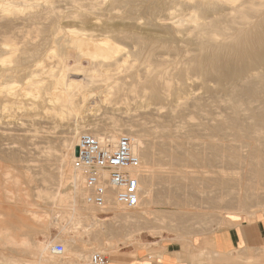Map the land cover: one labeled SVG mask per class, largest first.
<instances>
[{
	"label": "bare ground",
	"instance_id": "1",
	"mask_svg": "<svg viewBox=\"0 0 264 264\" xmlns=\"http://www.w3.org/2000/svg\"><path fill=\"white\" fill-rule=\"evenodd\" d=\"M71 53L76 57L73 68L67 64ZM50 59H57L58 71L48 69ZM85 61L90 63L89 69H84ZM77 76L82 79H73ZM95 84H103L98 89L110 103L118 104L121 96L130 97L131 101L140 98V108L145 110L142 112L158 121L152 132L145 133L160 136L164 142L158 143L159 151L154 144L146 146L133 124L122 123L115 116H112L110 127L76 121L69 127L63 151L56 158L57 175L50 174L56 188L53 192L47 189L39 194V199L52 200L58 211L26 210L38 223L41 233L55 227L60 230V236L66 237V230L70 227L87 234L98 231L102 226V221L96 220L94 207L85 202L84 171L76 166L75 150L84 133L101 139H118L121 136L131 139L146 172L141 184L143 192L148 187L146 203L149 205L162 200V197L154 195L156 181L163 180L156 169H160V165L155 151L182 154L196 162L192 151L178 142L183 132L185 136H182L188 139L195 131L206 132L205 141L200 144L194 142L193 146L202 148L207 165L211 161L209 150L215 152L219 162L226 157L227 150L235 151L237 140L232 138L231 149L226 144L227 129L233 133L253 129L254 137H264V0H0V109L2 101L10 104L31 102L33 106H44L48 114L63 120L78 118L87 106L86 93ZM78 94L81 95L79 102L76 100ZM203 94L211 99L210 104ZM215 104L224 105L230 113H219L218 117L212 118L211 107L216 108ZM5 109L6 106L3 107ZM164 109L167 111L162 115ZM0 117V143L16 134V137H37L32 134L37 130L31 129V132L29 128L37 127L38 120L30 118L31 121H27L23 117V121L18 122L13 117L5 119L4 112ZM181 117L187 123L197 119L201 122L187 128L179 125L175 131L164 125V120L180 121ZM213 121L215 123H211ZM247 122L253 128L241 126ZM45 134L44 141L50 145L55 138L54 133ZM244 148L247 155L239 161L241 171L235 173L237 184L233 192H228L225 187V169L221 167L218 170L216 181L221 188L215 192L218 194L220 191L215 198L213 213H202L204 219L198 222L205 226L204 230L213 223H231L232 219L227 216L219 217L222 210L250 218L257 215L248 212L247 205L248 201L257 204L258 199L264 198V194L258 191L260 185L264 186V159H260L256 155L258 151L250 146L243 144L239 150L244 153ZM180 162L188 164L185 160ZM177 173L181 181L188 180L181 171ZM5 176L9 178L3 185L5 199L25 201L28 194H21L24 188L20 189L18 178L10 177L9 173ZM25 178L32 183V177L26 175ZM194 182L200 187L195 190L202 189L201 180ZM203 184L205 189L209 188L208 180ZM12 187L16 189V195L12 193ZM228 196H234V200L227 202ZM145 213L146 216L155 214L150 209ZM66 215L70 217V225L61 227L59 217ZM121 217L128 219L124 214ZM82 234L78 235V240L70 238L64 243L68 255L65 258V252L62 256L52 254L54 246L51 243H37L29 236L18 238L8 229L0 231V242L13 249L14 254L35 249L37 258L32 262L24 261V264H80L82 251L78 243ZM18 263V257L14 256L11 264Z\"/></svg>",
	"mask_w": 264,
	"mask_h": 264
},
{
	"label": "rangeland",
	"instance_id": "2",
	"mask_svg": "<svg viewBox=\"0 0 264 264\" xmlns=\"http://www.w3.org/2000/svg\"><path fill=\"white\" fill-rule=\"evenodd\" d=\"M174 59L176 58H171V60H174ZM67 64L70 68H73L76 65V57L73 53L70 54L67 60ZM88 65H90V63L88 61H85L84 69H89L90 66ZM47 66H48V69L53 68L54 71H58L57 59L48 60ZM75 78L77 80L82 79L81 76L73 77V79ZM100 85H103V84H95V86L91 87L88 90V92L86 93V97L88 98V101L86 103L87 106L84 109V113L78 116V118H70V119L63 120L61 118L54 116L53 114H48L46 110L43 109L44 106H33L31 102L22 103V104H13V103L10 104L8 103V101H2L0 115L1 113L4 112V117L6 116L5 119H7V117H13L18 122L23 121L24 118L25 120L28 119L29 121H31V119H36L38 120L37 122L38 125L37 127L29 128L31 132H32L31 129L37 130L36 134L34 132L32 133L33 135H37L36 138L35 137L24 138V137H19V136L16 137L17 135L16 134L15 136L7 138L0 143L1 145L0 147V231L1 230L4 231V229H8L10 230V233H12L13 236H17L21 238L24 235H26V236H29L34 241L51 243L52 247L55 245H62L65 248L64 243L68 241L70 238L77 239V240L79 239L78 235L82 234L83 231H78L72 227L66 230V235H67L66 237H63L62 235L60 236L61 234L60 230L55 227H49L47 230L41 233L38 223L32 220V217L26 213V210L54 211V213L58 211L57 210L58 207H55L52 204L53 203L52 200L39 199V194L43 190L45 191L47 189L50 192H53V189L56 188L53 182H51V180L53 181V177L51 175H55V174L57 175L56 158H58L60 153L63 151L62 146L65 143L63 141H65V139L68 137L67 133L69 132V127L73 126L76 121H78L79 123H85V124L98 123L99 125L103 127L104 126L110 127L112 125L111 123L113 120L112 116H115L116 119L120 118L122 120V123L133 124L134 130L137 131L138 134L143 136V141L145 142L146 146L147 145L150 146L154 144L158 150L159 148L158 143L164 142V139L160 138V136H154L153 134L148 135V133H145V131L152 132L157 127L156 125L158 121H155L154 119H151L150 117L145 115L144 113L145 110L141 109L139 105L140 98H134L131 101L130 97L127 98V97L121 96L119 97L117 101L118 104H115V102L110 103V102L105 101V94L101 92L102 90L98 89ZM89 94H91L92 96H89ZM203 96L207 98L208 103H209V100L211 101V99L208 98L207 95L203 94ZM80 99H81V95L78 94L76 97L77 102H79ZM4 106H6L5 110H3ZM214 107L216 108L211 107V112H210L212 118L214 119L218 117L219 113L221 114L230 113V111H228V109L225 108L224 105L219 106L218 104H215ZM17 108L20 109V111ZM166 111L167 110L164 109L162 111V115L165 114ZM119 115H121V117H119ZM0 118L2 119V117ZM180 119H181L180 121L182 122L183 117H181ZM175 120H173L172 122H166L165 120L164 121L162 120V121L164 122V125L169 126L172 131L177 130L176 128L179 125H181V127L184 126L187 128L188 126H192L193 123H197L194 125H199V123L201 122L199 119L195 121H189V123H187V121L185 120L183 121L184 123L183 122L181 123L179 119H175ZM176 122H180L181 124L180 123L177 124ZM211 123H215V122L213 121ZM42 126H44L45 128H43ZM153 126H154V129H153ZM241 126L243 128H253V125L249 124V122L244 123ZM150 127H152V129ZM63 129L65 132L63 131ZM227 130L228 131L225 132L226 144L228 148L231 149L233 145V141H234L233 139H235V141L237 140L235 143L236 144L235 151L233 150L232 152V151L227 150V153H226L227 158L225 157L222 161L219 162L215 156V152L213 150H209L210 152L209 156H211V159H210L211 161H210V164L207 165L206 158H205L206 155L204 151L202 150V148L200 146H197L195 147L196 148L195 149L193 146L194 142L196 144L197 143L200 144L201 142L205 141L206 132L204 131L205 132L204 133L203 130L195 131L191 139H188L186 137H183L185 136L183 134L185 132H183V129H182L181 131L183 133L182 132L179 133V134L181 133L182 134L178 142L183 143L184 148H189L192 151L193 157L196 160V162L192 160L193 159L192 157L191 158L184 157L182 154H174V153L172 154L168 152L160 153L158 152L159 150L155 151V158L157 160V164L160 165V169L158 167H156V169L159 170L160 172L159 176L161 177L163 176L162 177L163 180L161 181L158 179L156 181V185L154 187L155 189L154 195L156 194L159 197H162V200L158 201V203L154 205L147 204L146 202L148 201V194L146 190H148V187L146 186L144 190L145 198L143 199L142 201L143 204L141 205V208H144V209L140 208L139 210L135 212H124L121 210H115L113 212L115 219H117L119 216L121 217V215L124 214L125 217H128L127 221H125L124 224L125 223L128 224L129 223L128 220H132V219L134 220L142 219L145 222L150 223L153 229L152 235H157L158 232L165 231L169 233H174L175 235H178L181 237H189V238L197 234L207 233L209 231H212L222 226V225H217L213 223L207 230L206 229L204 230L205 226L202 225L201 223L198 224L199 220L204 219V217H201L202 213H205V212L208 214L213 213L212 208L215 205V198L219 194L220 191L218 192V194L215 192H217L219 188H221V187H218L219 184L216 181L217 173L219 172L218 170H221L220 169L221 167L225 169V172L227 174L226 179H225V187L228 190V192H233V188H235L237 184V182L235 181V178L237 175H235V173H240L241 171V165L239 161L244 160L245 155H247V152H245L247 151V149L244 148L243 149L244 153H242V151L239 150L240 146H243L244 144L245 147L250 146L251 148L256 149L258 151V154L256 153V155L259 156L260 159L262 160L264 159V137H259V136L254 137L255 135L253 134V131H252L253 129H250V131L244 130V132L235 131V133H233L231 129H227ZM158 131H160V129H158ZM45 132L54 133L55 138L52 140L53 145L52 143L49 145L47 143L48 142L47 140L46 142L44 141V136H46ZM233 134L235 136H233ZM38 137H41V138H38ZM250 141L251 142L254 141V143H251ZM187 142H190L191 144L189 145V143ZM54 143H57V144L55 145ZM214 143L215 142L213 141L212 144ZM51 149L54 151H52ZM198 150H200L201 153ZM162 154L165 156L163 157ZM48 160L51 162H48ZM173 160L177 162L179 161V163L177 162L174 163ZM181 160L187 161L188 164L185 165L184 162L181 163L180 162ZM235 160H237L238 162H236ZM220 164L222 165L219 166ZM198 165H200V167ZM216 165H218V167H216ZM43 168L45 170H43ZM201 169L205 170L207 174H212V175H207ZM177 171H181L182 173H184L186 177L188 178V180L181 181L179 179L180 174L177 173ZM6 173H9L10 177L18 178V182L20 184L19 187H21L20 189L22 190V188H24L21 194H25V193L28 194V197L26 198L25 201L23 200L20 201V199L18 198L14 200L5 199L4 197L5 189L3 185L5 184V181L8 178L7 176H5ZM195 173L197 174L194 175ZM204 174H206V176ZM26 175L32 177L33 179L32 183L27 182V178H25ZM50 176L52 177V179L50 178ZM198 179L202 181V184H201L202 189L195 190L196 188H200L196 185L197 183L194 182V180H198ZM227 179H229L230 181H228ZM207 180L209 182V188L205 189L203 182L205 183V181ZM231 181L233 183H229ZM9 182H12V180H9ZM178 186H179V189L177 188ZM259 188H260L258 190L259 193L263 195L264 186L260 185ZM11 189H12L11 190L12 193L16 195V189H13V187ZM198 196L201 198L203 197V198L201 199ZM233 198L234 196H228L226 200L227 202L229 201L231 202ZM212 200L213 202L211 203ZM257 201H258L257 204L256 202L248 201L247 210L250 213H255V214L257 213V215H262L264 214V198H262V200L260 198ZM161 203H163V205ZM198 203L200 204V206ZM26 204H30L31 206H26ZM204 205L205 207H203ZM206 207L208 210L205 209ZM92 209L96 212V220L98 219L100 220L101 213L98 212L95 208H92ZM149 209L152 210L156 214L157 217L155 216V214L146 216L145 212L146 210H149ZM157 211L160 213H158ZM219 213H220L219 217L227 216L228 218L232 220H236V221L237 220L240 221L244 219L248 220L251 218H255L257 216L255 215L254 217L250 218L245 215L231 214L232 212H228L226 210L219 211ZM97 223L101 225V223L99 222ZM169 224L172 226H170ZM59 225L61 227L62 226L67 227L68 225H70L69 215H66L64 218L59 217ZM121 226H123L122 223H121ZM97 230L98 231L96 232H89V233L87 232V234L85 233L82 234V237L80 238V242L78 243V248L81 249L82 251L80 264H84L89 259V257L94 253H103L105 252V250L111 249L109 246V247H106L104 250V248L102 247V244H100V239L98 238L99 237L98 235L101 234L100 232L102 231V226L98 227ZM95 242L97 243V245H95L96 244ZM14 256L18 257L19 259L18 264H24V261L32 262L33 260L37 258L35 257V255H31V254H24V253L14 254L13 249L9 248L8 246H4L2 242H0V264H11V259H14ZM65 257H68L66 252L63 255V258Z\"/></svg>",
	"mask_w": 264,
	"mask_h": 264
},
{
	"label": "crops",
	"instance_id": "3",
	"mask_svg": "<svg viewBox=\"0 0 264 264\" xmlns=\"http://www.w3.org/2000/svg\"><path fill=\"white\" fill-rule=\"evenodd\" d=\"M100 216V244L104 250L112 248L103 252L106 264H264V214L232 220L191 238L165 231L152 235L150 223L132 219L124 224L127 219H115L111 211ZM24 254L37 252L33 249Z\"/></svg>",
	"mask_w": 264,
	"mask_h": 264
},
{
	"label": "built area",
	"instance_id": "4",
	"mask_svg": "<svg viewBox=\"0 0 264 264\" xmlns=\"http://www.w3.org/2000/svg\"><path fill=\"white\" fill-rule=\"evenodd\" d=\"M76 166L84 171L85 202L101 214L121 209L135 212L145 198L141 160L127 136L101 139L91 133L80 136ZM65 248L55 245L52 254L62 256ZM103 253H94L84 264H106Z\"/></svg>",
	"mask_w": 264,
	"mask_h": 264
},
{
	"label": "water",
	"instance_id": "5",
	"mask_svg": "<svg viewBox=\"0 0 264 264\" xmlns=\"http://www.w3.org/2000/svg\"><path fill=\"white\" fill-rule=\"evenodd\" d=\"M75 155H76V158H77L78 155H79V149H78V148H76V150H75Z\"/></svg>",
	"mask_w": 264,
	"mask_h": 264
}]
</instances>
